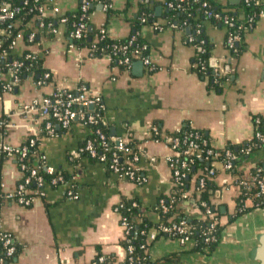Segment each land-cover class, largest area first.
I'll return each instance as SVG.
<instances>
[{"label":"crops","instance_id":"crops-1","mask_svg":"<svg viewBox=\"0 0 264 264\" xmlns=\"http://www.w3.org/2000/svg\"><path fill=\"white\" fill-rule=\"evenodd\" d=\"M140 1L92 0L87 11L89 26L103 27L111 39L126 38ZM163 1L145 0L153 10V19L139 26L153 71L140 61H133L128 68L120 67L107 54L91 56L88 48L73 45L66 24L59 19L76 13L80 0H45L44 15L53 20L56 28L51 35L38 32L35 19L16 22L22 33L29 30L28 34H38L30 44L21 39L13 50L39 55L50 80L36 85L27 76L13 91L0 89V120L5 122L0 127V144L19 147L34 138L47 166L73 174L77 197L67 198L65 186L45 185L43 195L35 196L30 206L1 200L0 230L9 233L19 249L8 264H89L97 253L122 261V229L114 207L122 199H134L150 209L162 195L170 193L166 158L172 150L162 138L164 135L187 122L203 131L217 149L252 138V117L264 116V14L257 16L244 33L243 50L236 57L225 47L226 28L205 16H196L198 26L212 44L208 67L216 76L224 77L221 82L212 77L214 84L208 88V78L195 70V48L187 41L189 28L166 24ZM211 1L236 18L245 15L242 0ZM105 4L118 15L107 18ZM8 78V73L0 71V82ZM79 84H85L90 94L101 98V124L108 137H123L127 142L130 133L139 141L136 167L142 183L118 177L103 163L83 155L80 149L89 130L80 122L73 121L66 129L55 123L53 132L48 133L38 110L28 109L58 89L75 91ZM154 123L160 128L158 140L149 139ZM255 162L241 165V174L250 172ZM215 167V190L210 200L218 204L222 225L215 248L208 254L189 252L191 243L181 246L175 238L158 236L148 241L147 250L155 264H257L249 253L264 232V206L231 218L236 204L232 176L218 163ZM21 175L15 158L0 155V193L12 191ZM194 178L188 191L194 186ZM186 205L191 206L192 200ZM180 208L184 210V206ZM188 209L187 213L195 216ZM152 219L156 220L154 214ZM173 254L174 260H162Z\"/></svg>","mask_w":264,"mask_h":264},{"label":"built area","instance_id":"built-area-1","mask_svg":"<svg viewBox=\"0 0 264 264\" xmlns=\"http://www.w3.org/2000/svg\"><path fill=\"white\" fill-rule=\"evenodd\" d=\"M36 1V0H35ZM244 3H248L249 0H242ZM261 1V0H260ZM183 0H173L168 1L166 6L169 8L179 9L180 3ZM194 3L199 5V8L203 11V14L206 18L213 19L223 25L226 28L225 36V47L231 51L236 52V46L242 42L244 33L252 26L253 19L252 17L245 16L242 18H236L233 15L228 13L215 12L210 9L207 0H193ZM262 2V1H261ZM27 2L23 1L22 5H26ZM89 2L87 0H81L79 6V15L76 21L71 23V30L68 32V36L73 40H80L86 36L87 33V20H88V7ZM264 4V2H262ZM103 7L106 9L110 5L105 4ZM23 9L21 6H17L12 0H5V2L0 3V24H4L5 28L0 30L1 33H9L12 28H16L15 17ZM35 11V18L38 20L37 26L40 28L46 27L50 29L51 33H56V28L51 25L50 22L44 23L40 19V15H44L45 12V3L34 5L29 9ZM57 11V8H54ZM264 11H259L258 16L263 15ZM145 19L141 18V22L144 23ZM61 23H67V18L62 16L59 19ZM175 27L174 25H170ZM198 28V27H196ZM199 29H196V33ZM99 33L101 35L105 34V29H100ZM23 33L19 30L10 44V48L14 49L18 41L22 39ZM34 33H29L27 35V41L31 42L33 40ZM96 39V36L95 38ZM135 40V36L132 35L127 45H122L118 47L116 44H112L111 52L107 55L109 57L115 56L120 53V57L116 60V64L128 68L133 61H140L149 71L153 70V65L148 54L147 44H141L132 51H127V46L131 45ZM95 41V40H94ZM187 41L192 44L193 37L187 36ZM194 46V44H192ZM195 47V46H194ZM94 45H91L88 48L89 54L93 50ZM146 51V53L144 52ZM25 57H32L30 54H26ZM22 62L19 60H14L12 62V68H9L8 75L10 77V82L3 85L2 89L9 92L13 85L18 83L17 76L15 75L16 68L20 67ZM199 65L200 70L203 74L205 73L206 65L203 61H197L195 66ZM50 80V74L44 72L40 80L35 81L36 85L45 83ZM28 109H37L40 117L43 119V129L48 132H53V125L56 123L61 128L66 129L73 121H78L84 126H96L102 121V112L103 104L102 100L97 95H92L89 93L88 88L85 84H79L75 91H67L58 89L52 93L49 97H44L40 102H34L29 105ZM260 120H264V116L259 117L255 116L252 119L253 125L259 124ZM4 121L0 120V127L4 125ZM156 127L152 126L149 130V134L156 133ZM179 127L175 130L178 131ZM96 135L95 140L87 139L81 147V153H86L90 158L95 159L105 165V167L116 174L118 177L127 179L135 184H140L143 181L141 176L136 175L137 167L136 164L139 160L140 153H133L128 159L126 155L130 154V149L125 145L126 141L123 137H107L100 128L96 127L94 130ZM253 137L259 140L261 143H264V137L261 134L254 132ZM94 141H97L98 145L101 147L102 152H98L95 147ZM168 143L171 147L172 153L166 158L168 167L170 169V181L171 186L180 185L181 178L185 175V171L189 170L190 165L192 164V159L189 158V153L194 151L196 157L203 156L204 159H207L211 156H216L213 150L215 147L212 145L211 141L202 137L199 131L193 130L184 133L181 137L169 138ZM109 142L113 145L109 146ZM36 141L34 138L27 139V142L23 143L19 147H14L8 144H0V155L6 158H15L18 161V167L21 171V179L16 184L15 188L12 191H5L0 193V202L1 200L12 201L18 203L22 206H30L33 198L35 196L43 195V188L45 185L50 186H65V193L67 198L75 199V186L73 178L70 180H65L62 175H57L55 169L51 166L45 165V172L51 175L48 181H45L44 178L38 174L36 169H30L27 174H25V165L24 158L27 156L28 147L35 145ZM181 145H184V149H180ZM264 151V148H263ZM107 152H109L107 154ZM218 155V154H217ZM234 154L228 150H224L223 160H214L212 161V166L205 168V174L202 177L198 178L196 186L192 187L190 191L183 193V197H190L192 203L195 200H198V196L205 185V179L214 177L217 174V169L215 164L218 163L222 171H229L232 167V161L234 159ZM43 158V157H42ZM123 164H120L122 160ZM259 168L254 172L246 173H234L231 174L232 182L231 185L236 190V197L241 194H246L247 198L244 201V205L247 201L251 202V205H254L255 208L262 207L264 204V176L259 174ZM33 183L36 187L34 191H31L27 186L30 183ZM255 189V192L248 194L251 189ZM168 195V194H166ZM160 208L163 212H166L167 206L163 204V200H159ZM211 200L209 203L206 201H200V206L204 207V213L199 216L200 219L208 218L210 221L205 230V235L207 236L205 241L210 242L214 241L215 237L213 235L214 225L216 219L214 218V213L211 208ZM132 206L136 207L137 202L132 201ZM121 207L119 203L114 207V212L118 214L119 224L122 229V239L128 234V227L124 218L121 217L118 208ZM187 209H185V212ZM188 211H190L188 209ZM161 231V233L168 234L175 238L181 246H184L188 243L192 244V238H190L191 231L189 226L184 220L179 221L178 223H173L170 225H162L158 228H150L147 233L144 234L145 243L148 244V241L155 239L156 235ZM0 247L2 248L3 255L6 258H11L15 254V244L12 236L0 230ZM130 250V246L127 249H124L126 252ZM131 260V258H129ZM3 261L0 258V263ZM104 261L103 256H98L96 261H91L89 264H102Z\"/></svg>","mask_w":264,"mask_h":264},{"label":"trees","instance_id":"trees-1","mask_svg":"<svg viewBox=\"0 0 264 264\" xmlns=\"http://www.w3.org/2000/svg\"><path fill=\"white\" fill-rule=\"evenodd\" d=\"M23 1H26V5H22ZM81 1V0H80ZM89 3L92 2V0H87ZM168 1L173 0H164L163 1V12L162 17L166 21V24L168 25H176L178 27L182 28H189V34L188 36L193 37L194 48H195V56H194V62L197 61H203L206 65L205 73L203 74L202 70H200V66H195V70L197 73L202 76L205 75L208 78L207 81V87H212L214 83L210 81L212 77H215V79L218 82H221L224 77L216 76L214 73H212L211 69L208 67V58H209V52L212 48V44L207 40L206 36L204 35L201 26H198L199 20L197 19V15L204 16L203 11L199 8V5L197 3H194L193 0H183L182 3H180L179 9L169 8L166 6V3ZM209 7L211 10L215 12H221V8L218 4L214 3L211 0H207ZM5 2V0H0V3ZM13 3H15L17 6H22L23 9L20 11V13L15 17V21L21 22V24L25 21H29L31 19H35V21L38 23V20L35 18V11L30 12V8H32L34 5H38L41 3H45V0H12ZM242 7L245 10V16L252 17L253 23L256 21L259 11H264V4L260 0H249L248 3L241 2ZM106 11V17L110 18L113 15H118V12L115 10H111L110 7H107L105 9ZM152 8L150 6H147L145 0H141L138 4V10L136 17H134L131 20V32L130 34L123 39L115 40L111 39L106 33L101 35L99 33L100 29H104L103 27L100 29H94L91 28V30H88L89 21L87 20V33L86 36L80 40H73L72 44L76 47H86L90 48L91 45H94L93 50H91L90 55L91 56H101L104 54H108L111 52V45L116 44L118 47L122 45H127V42L129 38L134 35L135 40L131 45L127 46V51H132L138 47V45L144 44L145 42L141 38L139 34V26L140 24L150 23L153 19V12ZM79 15V10L75 13H71L69 15H66L67 23L66 27L68 32L71 30V23L76 21L77 17ZM231 15V14H229ZM141 18H144V23L141 22ZM40 19L44 23L50 22L51 25L54 27V22L52 19L47 18L45 15H40ZM213 22L218 23L217 21L211 19ZM219 24V23H218ZM37 26V25H36ZM38 27V26H37ZM198 27V28H196ZM2 28H5L4 24H0V30ZM20 26H16V28H12L9 30V33H0V71L4 73L9 72V68H12V62L14 60H19L22 62V65L18 68H16L15 75L17 76L18 83L13 85L11 88V91L14 90L15 87L19 84V82L24 77H31L35 81L40 80L42 78V75L45 71L41 67V58L37 54H32L28 51H23L21 53L15 52L13 49H11L9 46L11 42L13 41L15 34L20 30ZM38 32L45 33L48 35H51L50 29L46 27H38ZM196 29H199V31L196 33ZM29 30H26L23 32L22 39L24 41L28 42L27 35ZM34 33L33 40L31 42H28L29 44L35 41V37L38 34ZM96 36V39H94ZM95 40V41H94ZM243 50V44L242 42L239 43L236 46V52H231L233 56H238L239 53ZM146 53V51H144ZM26 54H30L32 57H25ZM120 57V53L116 54L115 56H112L111 59L116 62V60ZM123 67V66H120ZM155 68H153L154 70ZM151 70V71H153ZM211 75V76H210ZM10 82V77L8 80L1 81L0 82V89L2 90V86ZM255 116L252 117L254 119ZM262 117V116H259ZM156 127V133H152L149 137V139L152 140H158L161 138L160 136V128L159 126L154 123ZM89 130V134L87 139L95 140L96 135L94 133V130L96 127L100 128L101 131L105 134L104 126H102L101 122L100 124L96 126H86ZM199 131L197 129L192 128V126L185 122L182 123L179 127L178 131H173L171 133H167L162 137L165 141H167L169 138L173 137H181L184 133L188 131ZM202 137L209 140V137L203 132L199 131ZM254 132H257L261 134L262 137H264V120H260L259 124H254ZM106 135V134H105ZM107 136V135H106ZM108 137V136H107ZM129 140L125 143L126 146L130 149V154L126 155V157L129 159L130 156L133 153H138L137 144L139 143L138 140L133 139L132 135L128 133ZM27 142V141H26ZM95 147L97 148L98 152H102L101 147L98 145L97 141H94ZM112 143L109 142V146L112 147ZM185 146L181 145L180 149H184ZM264 143H261L259 140H257L255 137L252 136L249 140L242 142L240 144H227L225 147L217 149L215 148L213 150L214 154L216 156L208 157L207 159H204L203 156L196 157L195 152L192 151L189 153V158L192 159V164L189 167V170L185 171V175L181 178V184L172 186L170 189V193L168 195H162L157 203L150 209L141 207L139 203L137 202V206L134 207L131 205L133 200L128 199H122L120 204L121 207L118 208V211L122 218H124L126 225L128 227V234L124 239L120 241V245L123 247V249H127L128 246H130V250H127L125 252V256L122 261H116L114 256H103V263L102 264H155L156 262H153L148 253V247L149 243H145V237L144 234L148 232L150 228H158L162 225H170L173 223H178L181 220H184L187 225L189 226V229L191 231L190 238H192V245L189 252H201L204 254H208L213 251L215 248L219 236L220 231L222 229V225L219 223V209L218 204L211 203L209 206L214 213V218L216 219V223L214 225V231L213 235L215 237L214 241L206 242V235L205 230L207 229V225L209 223V219H200L199 216L204 213V207L200 206V201H206L207 203L210 202V198H212L214 194L215 187L213 186V178H207L205 179V185L202 191L200 192L198 196V200H195L191 206L186 205V201L190 199V197H183V193H186L190 188V182L191 178H194V186H196L198 178L204 176L205 174V168L211 167L212 161L214 160H223V154L224 150L228 149L234 154V159L232 161V167L227 173L229 174H240V166L244 165L245 163L251 162L252 160H256L255 166L250 169V172H254L256 169L259 168V174L261 176H264ZM109 152H107L108 154ZM85 156L86 153H82ZM218 154V155H217ZM89 157V156H88ZM122 160L120 161V164L122 163ZM18 162V161H17ZM24 165H25V174L29 172L30 169H36L38 174L41 175L45 181H48L51 177V175L47 174L44 170L45 168V162L39 153L37 149V144L33 146L28 147V153L27 156L24 158ZM57 175H62L65 180H70L73 176V174H70L62 169H55V172ZM136 175L140 176L139 171H136ZM193 186V187H194ZM31 191L35 190V185L31 182L27 186ZM255 192V189H251L248 194H251ZM247 198L246 194H241L240 196L236 197V204H235V211L231 218H235L236 216L243 214L250 209L255 208L254 205H244V201ZM163 200V204L167 206L166 212H163L160 208L159 200ZM212 202V201H211ZM184 206V210L180 207ZM264 206V204L262 205ZM190 207L192 212L195 213V216H191L192 214L186 213L185 208ZM189 208V210H190ZM188 209V208H186ZM156 216V220L152 219V215ZM158 236H167L170 238H173L172 236L161 233V231L156 235ZM155 237V238H156ZM15 244V242H14ZM19 249L18 246L15 244V254L11 258H6L3 255L2 248L0 247V258L3 259V261L0 264H8L12 259L16 256ZM99 256V253L95 256L93 261L97 260V257ZM131 258V260H129ZM175 255H168L165 256L162 260L171 261L174 260ZM92 261V262H93Z\"/></svg>","mask_w":264,"mask_h":264},{"label":"water","instance_id":"water-1","mask_svg":"<svg viewBox=\"0 0 264 264\" xmlns=\"http://www.w3.org/2000/svg\"><path fill=\"white\" fill-rule=\"evenodd\" d=\"M88 30H91L90 26H88ZM137 65L141 66V63L138 62ZM249 257L255 260L257 264H264V232L258 236L257 246L250 251Z\"/></svg>","mask_w":264,"mask_h":264}]
</instances>
